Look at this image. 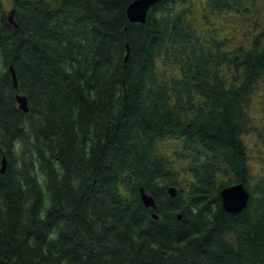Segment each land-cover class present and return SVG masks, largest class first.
Returning <instances> with one entry per match:
<instances>
[{
	"label": "trees",
	"instance_id": "obj_1",
	"mask_svg": "<svg viewBox=\"0 0 264 264\" xmlns=\"http://www.w3.org/2000/svg\"><path fill=\"white\" fill-rule=\"evenodd\" d=\"M6 1L0 264H264V173L244 140L264 97L258 0H202L203 25L194 0H161L143 23L134 0ZM222 13L261 23L248 45L212 27ZM240 182L233 214L221 190Z\"/></svg>",
	"mask_w": 264,
	"mask_h": 264
},
{
	"label": "rangeland",
	"instance_id": "obj_2",
	"mask_svg": "<svg viewBox=\"0 0 264 264\" xmlns=\"http://www.w3.org/2000/svg\"><path fill=\"white\" fill-rule=\"evenodd\" d=\"M201 2L202 0H194L192 17L197 23L203 25L204 21L200 11ZM257 3L259 4L260 10L255 14H258V21L262 22L264 20V0H258ZM5 5L7 10H10L12 1L7 0ZM210 18L212 27H215L222 36H228L233 40L230 48H234L239 44L248 45L252 36L259 30V22L252 17H248L241 21L233 17L232 14L222 13L211 15ZM261 102H264V97L262 93H259L258 96L254 98L249 109L254 130L244 135V140L248 148L249 166L254 178L264 173V140L257 135V131L255 130V127L258 130L264 129V112L261 109ZM164 145L166 148L170 146V143L164 142L163 146Z\"/></svg>",
	"mask_w": 264,
	"mask_h": 264
},
{
	"label": "water",
	"instance_id": "obj_3",
	"mask_svg": "<svg viewBox=\"0 0 264 264\" xmlns=\"http://www.w3.org/2000/svg\"><path fill=\"white\" fill-rule=\"evenodd\" d=\"M159 1L161 0H134L133 2L130 3V5L127 8V16L129 21L138 22V23L145 22L149 8ZM8 19L9 22L11 23L13 22V11L10 13ZM9 72L12 74L15 86L17 87L18 84H17L16 73L12 65L9 67ZM16 99L19 103V108L24 112H27L28 111L27 97L24 94L18 93L16 95ZM6 167H7V161L6 158L4 157L1 168L2 172H5ZM169 192L172 196H175L177 193V189L175 187H170ZM140 195L142 201L147 207H153V208L156 207L154 198L150 194H148L144 188L140 190ZM221 196L225 210L233 214H237L243 211L246 208L249 200V192L242 182L232 184L230 186L223 188L221 190ZM154 217H157V215L154 214Z\"/></svg>",
	"mask_w": 264,
	"mask_h": 264
}]
</instances>
